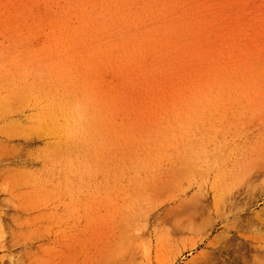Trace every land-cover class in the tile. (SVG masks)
Wrapping results in <instances>:
<instances>
[{"label":"rangeland","instance_id":"rangeland-1","mask_svg":"<svg viewBox=\"0 0 264 264\" xmlns=\"http://www.w3.org/2000/svg\"><path fill=\"white\" fill-rule=\"evenodd\" d=\"M163 240L264 264V0H0V264Z\"/></svg>","mask_w":264,"mask_h":264},{"label":"bare ground","instance_id":"bare-ground-1","mask_svg":"<svg viewBox=\"0 0 264 264\" xmlns=\"http://www.w3.org/2000/svg\"><path fill=\"white\" fill-rule=\"evenodd\" d=\"M60 103V102H59ZM68 108V107H67ZM62 112H64L63 107L57 105H54L52 107L51 110V115L53 116L52 120L54 119H60V116L63 114ZM72 114V113H71ZM63 116V115H62ZM50 119V118H49ZM51 120V119H50ZM51 122V121H50ZM49 122V123H50ZM57 123V122H56ZM59 123V122H58ZM67 123V122H65ZM69 124V123H68ZM52 126V125H51ZM57 126V124H56ZM65 126V125H64ZM47 127V126H46ZM64 128V127H63ZM68 128V127H67ZM66 128V129H67ZM55 129V127H54ZM47 131V130H46ZM66 130H64L65 132ZM59 132V131H58ZM60 133V132H59ZM69 132L67 131V134ZM65 134V133H64ZM60 136V135H59ZM61 138V137H60ZM65 146V144H63ZM62 145V146H63ZM64 148V147H63ZM57 150V149H55ZM67 150V149H66ZM64 152V151H63ZM67 152V151H66ZM61 153V152H58ZM68 155V154H67ZM75 233V232H74ZM95 235V234H94ZM169 243L167 240H163L162 242H160V244H158L154 249L153 252H150V250L148 251L147 249H144L141 253L140 256H138L139 258L138 263L137 264H173L175 263L176 259L175 257H172V253L169 251ZM2 259V258H1ZM0 259V261H1ZM18 260H15V258L13 257L12 259L9 260L8 263L6 264H17Z\"/></svg>","mask_w":264,"mask_h":264}]
</instances>
